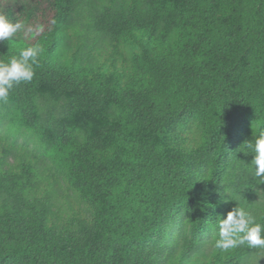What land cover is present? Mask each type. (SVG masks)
I'll return each mask as SVG.
<instances>
[{
  "label": "trees",
  "instance_id": "trees-1",
  "mask_svg": "<svg viewBox=\"0 0 264 264\" xmlns=\"http://www.w3.org/2000/svg\"><path fill=\"white\" fill-rule=\"evenodd\" d=\"M6 7L0 0L23 27L0 43V61L29 46L42 53L33 80L0 103V121L24 127L51 166L41 193L36 163L8 165L0 148V264H242L261 249L198 254L202 234L259 180L251 145L264 136V0ZM44 96L68 102L53 130L39 121ZM56 183L76 210L55 205Z\"/></svg>",
  "mask_w": 264,
  "mask_h": 264
},
{
  "label": "rangeland",
  "instance_id": "rangeland-1",
  "mask_svg": "<svg viewBox=\"0 0 264 264\" xmlns=\"http://www.w3.org/2000/svg\"><path fill=\"white\" fill-rule=\"evenodd\" d=\"M6 2V9H9L13 5L18 7H24L31 3L33 0H4ZM98 10L108 6L111 2H114L117 6L124 4L127 0H92ZM87 9L84 5L74 12V18L80 29H83V23H78L82 16L86 18ZM82 15V16H81ZM77 28V27H76ZM79 39L83 40V37ZM89 44L92 43L90 39L86 40ZM103 42V39H101ZM70 44V42H69ZM101 46H105L101 43ZM40 107V122L45 127H51L56 129L58 122L64 119L68 115L69 106L66 97L60 98H48L44 96L39 102ZM55 131V130H54ZM6 147L10 150V154L7 158V164L12 165L15 158L22 157L32 160L36 163V166L43 176L41 181V193H44L45 187L50 183V178L47 172L51 166V160L44 154V151L39 149V146L33 136H30L24 127L13 126L12 123L6 119L0 121V148ZM22 155V156H21ZM253 172L251 173V176ZM237 183V182H236ZM234 183L228 191V196H232L235 192L237 184ZM241 192L236 202V207H242L248 211L255 219L264 214V185L258 183L255 187L249 188L244 185L240 188ZM53 197L55 198V205L66 210H76L77 203L71 192H67L63 184L53 185ZM218 228L211 230L210 232L203 233L199 240V255L206 257L210 256L215 251V241L218 239ZM242 264H264V248H261L258 252L247 258Z\"/></svg>",
  "mask_w": 264,
  "mask_h": 264
},
{
  "label": "clouds",
  "instance_id": "clouds-1",
  "mask_svg": "<svg viewBox=\"0 0 264 264\" xmlns=\"http://www.w3.org/2000/svg\"><path fill=\"white\" fill-rule=\"evenodd\" d=\"M22 27L21 23H14L0 13V43L11 40ZM36 31H43V28ZM41 53L39 46H29L23 48L18 57L0 61V103L8 101L14 87L33 80L34 66L38 64ZM251 147L254 153L251 166L255 177L264 185V136L257 138ZM245 244L249 248H264V223L257 222L248 211L237 206L220 220L215 247L227 251Z\"/></svg>",
  "mask_w": 264,
  "mask_h": 264
}]
</instances>
